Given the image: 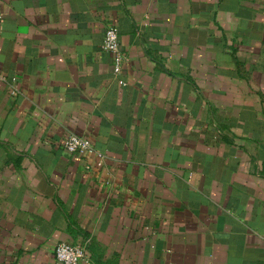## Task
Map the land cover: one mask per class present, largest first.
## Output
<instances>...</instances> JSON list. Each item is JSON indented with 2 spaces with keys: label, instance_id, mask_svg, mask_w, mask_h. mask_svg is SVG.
Masks as SVG:
<instances>
[{
  "label": "crops",
  "instance_id": "0c3cea01",
  "mask_svg": "<svg viewBox=\"0 0 264 264\" xmlns=\"http://www.w3.org/2000/svg\"><path fill=\"white\" fill-rule=\"evenodd\" d=\"M60 242L264 264V0H0V264Z\"/></svg>",
  "mask_w": 264,
  "mask_h": 264
},
{
  "label": "built area",
  "instance_id": "2783aa9c",
  "mask_svg": "<svg viewBox=\"0 0 264 264\" xmlns=\"http://www.w3.org/2000/svg\"><path fill=\"white\" fill-rule=\"evenodd\" d=\"M102 47L105 51L111 53L115 57V71L118 73L121 70L120 64L124 57L121 52L117 27L110 26L106 30ZM119 83L121 85L126 84L122 79L119 80ZM63 148L71 154L82 156L96 153L93 142L89 138L78 134H70L65 139ZM55 257L62 264H79L80 262L89 264L90 262V256L86 246L71 242L58 243L55 248Z\"/></svg>",
  "mask_w": 264,
  "mask_h": 264
}]
</instances>
